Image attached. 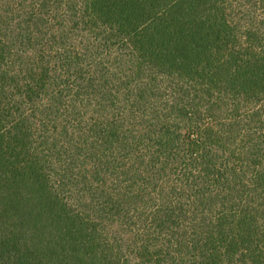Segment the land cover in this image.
Returning a JSON list of instances; mask_svg holds the SVG:
<instances>
[{
  "label": "trees",
  "instance_id": "trees-1",
  "mask_svg": "<svg viewBox=\"0 0 264 264\" xmlns=\"http://www.w3.org/2000/svg\"><path fill=\"white\" fill-rule=\"evenodd\" d=\"M0 264H264V0H0Z\"/></svg>",
  "mask_w": 264,
  "mask_h": 264
}]
</instances>
